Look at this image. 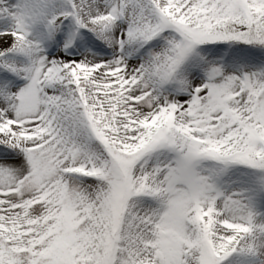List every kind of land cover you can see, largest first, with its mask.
I'll use <instances>...</instances> for the list:
<instances>
[{"label":"snow or ice","instance_id":"obj_1","mask_svg":"<svg viewBox=\"0 0 264 264\" xmlns=\"http://www.w3.org/2000/svg\"><path fill=\"white\" fill-rule=\"evenodd\" d=\"M0 264H264V0H0Z\"/></svg>","mask_w":264,"mask_h":264}]
</instances>
